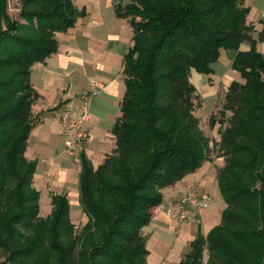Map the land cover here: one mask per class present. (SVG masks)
Instances as JSON below:
<instances>
[{"label":"trees","instance_id":"16d2710c","mask_svg":"<svg viewBox=\"0 0 264 264\" xmlns=\"http://www.w3.org/2000/svg\"><path fill=\"white\" fill-rule=\"evenodd\" d=\"M12 19L0 0V264H150L143 228L161 190L209 160L191 69L212 74L233 50L232 80L219 111H229L218 147L216 183L225 203L219 223L200 230L179 264H264V20L246 22L245 0H118L131 43L123 56L124 93L111 127L114 145L98 167L79 153V197L87 217L74 224L66 194L50 193L40 216L36 159L25 152L40 115L34 63L58 48L56 34L85 15L72 0H19ZM242 43L249 48L240 49ZM207 251L206 261L203 259Z\"/></svg>","mask_w":264,"mask_h":264},{"label":"crops","instance_id":"0c3cea01","mask_svg":"<svg viewBox=\"0 0 264 264\" xmlns=\"http://www.w3.org/2000/svg\"><path fill=\"white\" fill-rule=\"evenodd\" d=\"M72 1L79 10H85V15L78 17L75 25L67 31L58 32L57 51L44 61L34 63L31 68V82L40 95L31 110L34 115L41 113L43 116L29 135L26 148L29 159H35L32 158L36 150L34 145L40 144V141H44L41 151L52 153L51 149L45 147L46 141L50 140L51 134L62 135L61 117L79 106V98L88 91L91 80L98 81L102 87L97 89L90 102L88 121H92L91 125H86L92 139L86 142L93 141L96 134H104L101 131L106 127L101 122L107 123L111 131L120 114V100L124 93L123 56L129 49L132 29L127 19L116 16L114 6L117 0ZM245 4L249 6L246 22L260 28L258 21L264 20V0H245ZM259 44L258 49L264 53V42ZM248 48V43L240 45L242 50ZM32 137L34 141L30 144ZM85 146L83 152L87 155ZM207 169L202 163L197 170L185 175L174 185L163 188L162 202L152 209L149 224L156 229L163 226L167 219L165 208L176 203L187 182H198L207 188L205 185L209 184L207 178L210 177ZM214 183H211L212 186ZM196 217L200 220V213Z\"/></svg>","mask_w":264,"mask_h":264},{"label":"rangeland","instance_id":"374dc122","mask_svg":"<svg viewBox=\"0 0 264 264\" xmlns=\"http://www.w3.org/2000/svg\"><path fill=\"white\" fill-rule=\"evenodd\" d=\"M6 9L12 19L18 18L20 1L7 0ZM234 53L235 51L233 50L222 49L220 57L211 64L213 69L212 74L199 73L194 69H191L189 73V80L197 89L199 101V105L194 109V114L199 119V126L202 132L210 141L209 160L203 162L208 168L207 171L210 177L207 178L209 184L205 185L207 188L198 182H187L179 199L186 195L188 186H191L198 191L197 193L199 195L204 194L209 196L210 202L206 208L194 212L192 219L182 223L180 226H176L174 221L167 215V219L164 220L165 222L161 228L156 229L150 224L144 226L143 235L146 239V248L149 251L147 262L150 264H179L180 260L190 250V243L194 236H196L197 231L200 230L205 235L211 227L219 223L220 214L225 203L220 196L216 183L218 169L224 164V157L220 156L218 141L220 133L227 125L226 120L230 115L229 111L225 112L224 115L219 113V111L222 108L224 95L230 82L232 80H241L239 73L231 67V60ZM79 99L81 103V98ZM37 114L40 115L41 120L43 115L41 113ZM91 121H88L87 124L90 123L91 125ZM46 122L45 120L44 123ZM101 125L106 127L101 131L104 134H96L93 141H84L80 150V152L84 151V145H86V153L91 158L94 167L99 166L105 154L110 152L114 145L110 127L104 122H101ZM105 131L108 132L105 134ZM61 134H51L50 140L46 141L45 147L52 150L51 154L41 151L44 141H40V144L34 145V149L36 150L32 158H37V166L33 174V186L40 193L39 214L42 217L48 216L51 212L50 193L67 195L70 207V218L74 224L72 234L75 236L81 233L87 222V217L82 211L79 197L78 177L80 172V152L76 157L69 155L65 151L63 144V132ZM30 141V144H32L34 138L32 137ZM25 154L27 156L26 152ZM87 155L86 157H88ZM211 183H214V185L212 186ZM174 206L171 205L169 207ZM169 207L165 208V214ZM199 213L200 220H198L199 217H196ZM206 258L207 251H204V261H206Z\"/></svg>","mask_w":264,"mask_h":264},{"label":"built area","instance_id":"2783aa9c","mask_svg":"<svg viewBox=\"0 0 264 264\" xmlns=\"http://www.w3.org/2000/svg\"><path fill=\"white\" fill-rule=\"evenodd\" d=\"M102 85L96 81L89 82V89L81 94V103L74 111H67L60 119V125L64 134L65 151L76 157L82 148V143L91 140L86 123L90 118V100ZM198 191L188 186V192L181 199L177 200L174 207L166 210V215L174 221L175 225H181L192 219V214L203 210L209 204L210 197L204 194L199 195Z\"/></svg>","mask_w":264,"mask_h":264}]
</instances>
